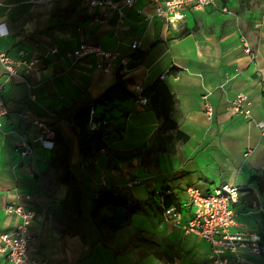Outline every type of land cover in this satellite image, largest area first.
I'll return each mask as SVG.
<instances>
[{
  "label": "crops",
  "instance_id": "obj_1",
  "mask_svg": "<svg viewBox=\"0 0 264 264\" xmlns=\"http://www.w3.org/2000/svg\"><path fill=\"white\" fill-rule=\"evenodd\" d=\"M115 1L121 5L123 0ZM202 11L187 8L182 20L169 24L154 15L149 0L123 7L122 15L90 7L86 0H0V22L8 30L0 37V52L16 61L18 73L8 77L0 61V91L8 107L0 127V235L14 231L19 222L8 207L33 208L30 259L38 264H213L204 239L160 215L166 188L172 190L170 204H180L187 187L208 192L223 183L235 184L238 223L264 236V210L259 209L264 204V132L231 109L232 98L242 92L250 100L252 117H264V28L244 34L222 23L210 29L192 23L195 31L179 35L184 27L191 28L184 24L188 12ZM96 15L107 20L93 22ZM133 41L138 42L134 49ZM81 42L117 50L110 70L96 66L104 60L94 53L69 56ZM185 42L190 43L181 48ZM121 56L128 63L141 59L127 69L120 65ZM29 61L34 63L25 72L20 62ZM117 70L133 94L136 84L143 89L159 79L174 95L178 128L187 135L174 152H158L147 165L139 156L116 157L114 151L148 144L161 122L149 105L131 97L97 108H107V147L81 158L63 115L83 98L99 96L114 83ZM205 95L213 107L211 117L204 112ZM34 120L70 139L71 169L85 185L86 211L98 189L113 187L146 202L147 213H133L130 223L115 231L97 230L89 217L76 220L69 187L57 179L51 164L54 148L36 141ZM23 139L32 143L33 151L21 157L15 148ZM134 178L138 183L128 186ZM248 259L264 264V257ZM0 264L14 263L0 254Z\"/></svg>",
  "mask_w": 264,
  "mask_h": 264
},
{
  "label": "built area",
  "instance_id": "obj_2",
  "mask_svg": "<svg viewBox=\"0 0 264 264\" xmlns=\"http://www.w3.org/2000/svg\"><path fill=\"white\" fill-rule=\"evenodd\" d=\"M90 7H101L106 10H116L122 15L123 7H131L136 0H123L119 5L115 0H86ZM153 6L154 15L163 19L169 24H174L184 18V10L202 11L206 8L218 9L220 12L228 13L226 4L220 0H149ZM106 17L94 16L93 22H104ZM8 30L4 22H0V37L5 36ZM244 49L250 53V47L246 39H242ZM138 42L133 41L130 47L134 49ZM90 53L102 57L103 62H98L96 66L107 72L113 65L114 59L118 56L117 50H102L99 45L81 42L76 48L68 53L74 59L86 56ZM0 61L3 64L8 77L17 73L16 61L6 53L0 52ZM25 72L31 70L34 61L20 62ZM128 58L121 56L120 65L126 67ZM163 79L164 75H160ZM135 99L140 105H146L148 99L142 95V87L138 84L134 86ZM204 99V112L208 117L213 114V107L206 95ZM231 109L254 122L256 127L264 132V117L254 119L251 115L250 100L245 93L238 92L231 100ZM8 112V107L0 91V127L1 119ZM93 110H90V115ZM34 124L39 127V136L36 139L41 147L47 149L54 148V138L56 131L45 122L34 120ZM90 127L95 123L90 121ZM21 157L31 154L33 145L23 139L15 148ZM136 178L132 179L128 186L137 184ZM239 186L232 183H223L219 187L203 192L198 187L190 186L186 188V199L180 204L161 205L160 215L164 220L171 221L175 226L181 228L186 234H196L204 239L209 245V254L213 264H250L248 256L264 257V236L256 230L242 226L237 221V211L233 208V203L238 200ZM172 190L166 188L163 194H171ZM29 199V195L25 196ZM183 207L187 211H183ZM195 209V210H194ZM259 209L264 210V204L259 205ZM8 212H13L19 217V222L14 231L0 235V254L14 264H38L36 260L30 259L28 255V243L32 238L29 231L31 221L35 211L30 206L18 204L7 208Z\"/></svg>",
  "mask_w": 264,
  "mask_h": 264
},
{
  "label": "trees",
  "instance_id": "obj_3",
  "mask_svg": "<svg viewBox=\"0 0 264 264\" xmlns=\"http://www.w3.org/2000/svg\"><path fill=\"white\" fill-rule=\"evenodd\" d=\"M222 3H225V0H222ZM196 29V25L191 28L184 27L179 35H186ZM140 59L141 57L129 62L126 68L135 67ZM142 95L147 97V105L161 122L151 134L148 144L130 150L114 151V154L119 159L139 156L141 163L147 165L150 157L158 152L169 154L174 152L177 144L187 141V135L178 128L175 117L178 110L176 99L161 80L157 79L150 86L143 88ZM131 97L135 98V94L128 91L123 72L117 70L114 83L99 96L85 97L76 105L68 108L63 118L70 124L81 158L94 157L100 150L107 147V108L101 110L97 108L101 105L111 107L115 101ZM90 110H93L92 115H90ZM90 121L95 123L93 128L90 127ZM55 131L51 164L57 172V179L69 187V196L74 205L73 212L76 214V220L89 217L97 230L115 231L128 225L133 213H147L148 204L146 202H138L129 192H121L113 187L98 189L86 211L84 207L87 202L85 185L82 178L74 174L71 169V141L58 129ZM171 194L162 192V195H166L163 200L164 205H170Z\"/></svg>",
  "mask_w": 264,
  "mask_h": 264
},
{
  "label": "rangeland",
  "instance_id": "obj_4",
  "mask_svg": "<svg viewBox=\"0 0 264 264\" xmlns=\"http://www.w3.org/2000/svg\"><path fill=\"white\" fill-rule=\"evenodd\" d=\"M224 4L228 8V13L220 12L218 9H207L200 13L188 12L184 24L191 22L210 29L222 23L227 28L237 29L244 34L264 28V0H225Z\"/></svg>",
  "mask_w": 264,
  "mask_h": 264
},
{
  "label": "snow or ice",
  "instance_id": "obj_5",
  "mask_svg": "<svg viewBox=\"0 0 264 264\" xmlns=\"http://www.w3.org/2000/svg\"><path fill=\"white\" fill-rule=\"evenodd\" d=\"M189 26L191 27V22L189 23ZM188 43H190V42H185L184 44H182V45H181V48H185V47L187 46ZM185 151H186V152H189V154H191L190 151H189L188 149H185ZM194 210H195V209H194ZM2 215H3V214L0 213V217H2Z\"/></svg>",
  "mask_w": 264,
  "mask_h": 264
}]
</instances>
